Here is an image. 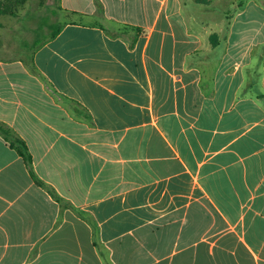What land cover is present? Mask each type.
I'll return each mask as SVG.
<instances>
[{
  "label": "crops",
  "instance_id": "1",
  "mask_svg": "<svg viewBox=\"0 0 264 264\" xmlns=\"http://www.w3.org/2000/svg\"><path fill=\"white\" fill-rule=\"evenodd\" d=\"M0 126V264H264V0H26Z\"/></svg>",
  "mask_w": 264,
  "mask_h": 264
},
{
  "label": "trees",
  "instance_id": "2",
  "mask_svg": "<svg viewBox=\"0 0 264 264\" xmlns=\"http://www.w3.org/2000/svg\"><path fill=\"white\" fill-rule=\"evenodd\" d=\"M26 0H3L0 1V15H16L18 8L25 3ZM0 133L11 143L12 147L17 148L19 155L24 159L27 165H31L32 158L28 152L25 143L17 137H14L3 126H0ZM32 177L39 185L42 183L32 173Z\"/></svg>",
  "mask_w": 264,
  "mask_h": 264
},
{
  "label": "rangeland",
  "instance_id": "3",
  "mask_svg": "<svg viewBox=\"0 0 264 264\" xmlns=\"http://www.w3.org/2000/svg\"><path fill=\"white\" fill-rule=\"evenodd\" d=\"M24 5V4H23ZM21 5V6H23ZM20 6V7H21ZM55 28H50L48 31H46V29H40L38 31H35L32 37V42L30 43V36H25L22 38V44L24 46V48H27L28 50H32L36 47V42L37 43H41L43 42L47 35L54 32Z\"/></svg>",
  "mask_w": 264,
  "mask_h": 264
}]
</instances>
